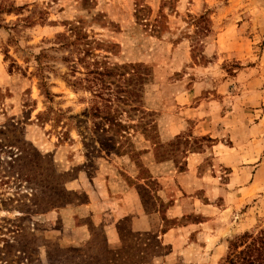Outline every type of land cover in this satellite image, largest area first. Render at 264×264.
I'll return each instance as SVG.
<instances>
[{
  "label": "rangeland",
  "instance_id": "obj_1",
  "mask_svg": "<svg viewBox=\"0 0 264 264\" xmlns=\"http://www.w3.org/2000/svg\"><path fill=\"white\" fill-rule=\"evenodd\" d=\"M262 229L264 0H0V264H228Z\"/></svg>",
  "mask_w": 264,
  "mask_h": 264
},
{
  "label": "trees",
  "instance_id": "obj_2",
  "mask_svg": "<svg viewBox=\"0 0 264 264\" xmlns=\"http://www.w3.org/2000/svg\"><path fill=\"white\" fill-rule=\"evenodd\" d=\"M110 120H113V117ZM227 263L264 264V229L256 234L246 232L232 241L227 256Z\"/></svg>",
  "mask_w": 264,
  "mask_h": 264
}]
</instances>
